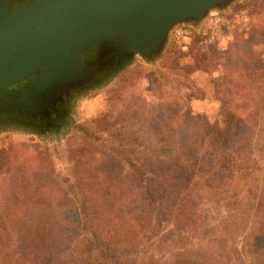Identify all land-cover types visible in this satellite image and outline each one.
<instances>
[{
    "label": "rangeland",
    "instance_id": "374dc122",
    "mask_svg": "<svg viewBox=\"0 0 264 264\" xmlns=\"http://www.w3.org/2000/svg\"><path fill=\"white\" fill-rule=\"evenodd\" d=\"M231 14L218 40L193 28L184 42L172 33L153 62L135 56L109 86L82 96L61 133L0 134V254L16 250L23 262H31L30 255L33 264H43L44 240L74 234L59 223L75 224L81 206L104 227L125 221L124 207L159 190L160 171L174 172L179 158H198L204 164L187 171L194 184L186 180L182 189H191L198 218H209L211 228L232 221L229 256L222 259L217 245L209 246L206 230L186 224L185 231L166 236L172 222L161 221L134 252L137 258L145 264H174L180 257L189 264H264V237L248 235L255 210L249 206L247 228L235 233L236 183L221 186L220 195L215 191L234 168L230 157L249 168L247 159L256 153L262 172L248 203L255 206L264 196V0H237ZM180 191L168 192L170 206L180 204ZM259 219L264 224V213ZM210 249L219 255H209Z\"/></svg>",
    "mask_w": 264,
    "mask_h": 264
},
{
    "label": "water",
    "instance_id": "95a60500",
    "mask_svg": "<svg viewBox=\"0 0 264 264\" xmlns=\"http://www.w3.org/2000/svg\"><path fill=\"white\" fill-rule=\"evenodd\" d=\"M237 0H37L11 11L0 0V91L37 69L46 71L27 95L43 105L81 80L92 46L106 55L158 57L178 27L201 30ZM1 103V100H0Z\"/></svg>",
    "mask_w": 264,
    "mask_h": 264
},
{
    "label": "trees",
    "instance_id": "16d2710c",
    "mask_svg": "<svg viewBox=\"0 0 264 264\" xmlns=\"http://www.w3.org/2000/svg\"><path fill=\"white\" fill-rule=\"evenodd\" d=\"M197 32L200 34V31ZM99 47L101 46H92V48L96 49ZM154 56L155 55L144 56V58L149 59L154 58ZM109 57L114 58L115 61H118V59H125V66H127V64H130L132 62V59L134 58H127L125 56L113 57V55H109ZM252 129L253 126H247L245 135H247L249 130L251 131ZM195 135L197 134H193V136ZM251 157L254 158L247 159V161L252 162V166L249 168L244 164H237L235 162V159L233 157H230L231 165H233L234 168L231 169L230 175L224 178L225 180L219 181V184L221 185L219 186V188L216 187L215 191L220 195L223 193L221 186L227 187L228 184L236 183V193L234 195V198H237L239 205L238 216L235 215L237 217V222L235 226L233 225L234 232L236 233L237 229H240L242 226L244 228H247V223L245 222V220L247 219L246 215L248 214V208L250 206L251 209L255 210L256 215L255 217H253L254 220L250 224L248 235L250 233L252 235L253 233L257 232V234H260L259 236L262 235L261 237H264V224L263 221H260L259 219L264 213V196L261 198L262 200L260 199V201L255 206H251V204L248 203L249 199L255 197L253 195V191H255V175L261 174L262 172L261 167L256 169V162L258 161L257 154H251ZM199 160L200 159L198 158H179L176 160V162H174V172L160 171L161 174L159 173L160 176L158 175V180L161 183L159 190L158 188H155L153 190L151 189L149 191H146L147 193L144 192L142 196H139L140 201L138 204H135V206L131 205L129 209L124 207V211H122V213L127 216V220L125 221H121L118 223L116 222L113 224L110 220L108 223L109 226L104 227V224H102L100 221L90 220L89 217H87L89 212V208L87 207V205L81 206L80 210L83 217H78L75 224H71L70 226L65 225L67 224L66 222L59 223L62 228H66L65 231L75 228L76 231L74 232V234L58 235L44 240V243L48 245V249L46 253H41L44 254L42 255L43 260L41 263L145 264V262L137 258V255L134 252L140 249V246L148 240V235L152 234V232L156 230L157 224L161 221H167L168 223L172 222L171 224L173 228L166 236H173L179 228L181 229V231H185L183 225L186 224L187 227L193 226L194 229L206 230L209 246L215 248V245H217L216 247L221 253L222 259L228 257V251L230 250L229 244L232 240L231 237L234 234L231 231V226H229L232 221L230 222L223 220L219 223V228H217V225L216 228H211L210 225L206 224L207 221L211 222L209 218H198V205L193 206V204H191V189H182L183 185L186 184L187 177L190 174V172L188 173L187 171L191 170L190 168L192 167H197V169H199L198 167L204 164L199 163ZM263 160L264 159H262V161ZM215 165L216 163L213 165V169L216 168ZM177 168L180 170L176 171ZM248 170H250L251 173L248 172ZM194 174L197 175L198 172H194L193 175ZM145 175L147 176L148 173H146ZM235 178H237L238 180L236 181ZM161 179L164 183L161 182ZM187 181L188 187L194 184V182L190 184L191 180L189 181V179ZM205 182L208 183V181ZM175 187L176 189L181 190V201L180 204L178 203L173 206L175 209L173 211V207L170 206V199L168 200L167 198L165 200V197H167V195H169L168 192L173 190ZM205 189L208 190V186L205 187ZM262 189L264 191V185ZM185 191L188 192L186 193ZM180 208H183L182 212H180ZM177 210H179V215L177 214ZM175 213L176 215H178L177 217H175ZM181 213L184 220L182 224H180ZM171 215H173V220H171ZM192 220L194 221L192 222ZM216 232L218 233L217 236L215 235ZM193 247H195V244H193ZM210 250L212 251V253L209 252V255H219L213 253L214 249ZM233 251L231 250L230 252ZM31 254L33 255L34 252H32ZM206 254L207 253H204V255ZM27 258L31 262H23V257H21L20 255L18 256V251L16 250H12L11 252L6 251L0 254V264H26V262L27 264L34 263L32 262L33 258H31L30 255H27ZM174 264H189V262H183V258L180 257Z\"/></svg>",
    "mask_w": 264,
    "mask_h": 264
},
{
    "label": "flooded vegetation",
    "instance_id": "af4514ba",
    "mask_svg": "<svg viewBox=\"0 0 264 264\" xmlns=\"http://www.w3.org/2000/svg\"><path fill=\"white\" fill-rule=\"evenodd\" d=\"M37 0H8L11 11L25 7ZM103 48H90L89 56L84 64L81 80L66 88L55 102L29 106L27 95L32 91L36 81L46 71L43 66L32 74L0 91V134L8 130H29L31 134H59L69 127L75 118V106L84 95L96 93L135 61L125 66V59L104 55ZM153 56V55H150ZM156 59H146L153 62ZM105 64V65H104ZM124 66V67H123ZM106 88V87H105Z\"/></svg>",
    "mask_w": 264,
    "mask_h": 264
},
{
    "label": "built area",
    "instance_id": "2783aa9c",
    "mask_svg": "<svg viewBox=\"0 0 264 264\" xmlns=\"http://www.w3.org/2000/svg\"><path fill=\"white\" fill-rule=\"evenodd\" d=\"M231 13L232 12L226 15H211L200 32L211 41L220 39L223 29L228 27L232 22ZM193 32L194 29L192 27H178L173 31V39L176 42H184L185 40L190 39Z\"/></svg>",
    "mask_w": 264,
    "mask_h": 264
}]
</instances>
